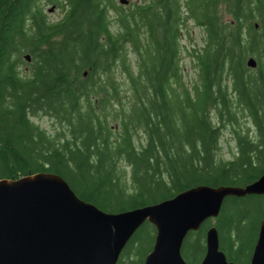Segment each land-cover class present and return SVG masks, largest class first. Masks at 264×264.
Listing matches in <instances>:
<instances>
[{
	"label": "trees",
	"instance_id": "1",
	"mask_svg": "<svg viewBox=\"0 0 264 264\" xmlns=\"http://www.w3.org/2000/svg\"><path fill=\"white\" fill-rule=\"evenodd\" d=\"M189 20L203 31L190 81ZM224 130L235 139L227 156ZM39 172L110 213L260 178L264 0H0V179ZM263 219L264 194L228 196L182 255L200 264L215 225L227 258L250 264ZM156 234L142 224L118 263L144 264Z\"/></svg>",
	"mask_w": 264,
	"mask_h": 264
},
{
	"label": "water",
	"instance_id": "2",
	"mask_svg": "<svg viewBox=\"0 0 264 264\" xmlns=\"http://www.w3.org/2000/svg\"><path fill=\"white\" fill-rule=\"evenodd\" d=\"M249 65L255 67L256 60ZM248 194H264V174L246 186L198 185L153 205L110 213L81 199L55 173L0 179V264H119L126 244L146 221L157 234L144 264H188L182 255L188 233L217 217L228 196ZM206 244L200 264H236L221 249L215 225ZM250 264H264V219Z\"/></svg>",
	"mask_w": 264,
	"mask_h": 264
},
{
	"label": "rangeland",
	"instance_id": "3",
	"mask_svg": "<svg viewBox=\"0 0 264 264\" xmlns=\"http://www.w3.org/2000/svg\"><path fill=\"white\" fill-rule=\"evenodd\" d=\"M131 1L136 2L139 0H128V3H130ZM52 6H53L52 4L46 5V10H47L49 17L52 20L60 19L63 15L62 9L55 7L52 11H49V9ZM186 26L188 30L186 31V35L184 36V39H183V43L185 46V49L183 51V57H184L183 59L185 63L186 77L190 81L191 79L194 78V69L192 67V57L188 52L194 48H198L201 46V44L203 43V31L197 24H195V22L190 21V20L186 23ZM37 122H39L43 127L51 128L50 127L51 122L47 118L43 117L41 119H38ZM222 144H223L222 150L224 152V155L227 156L228 148H229L228 145L231 144L232 146H234L235 144V139L230 131L228 130L223 131Z\"/></svg>",
	"mask_w": 264,
	"mask_h": 264
}]
</instances>
